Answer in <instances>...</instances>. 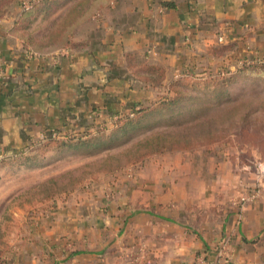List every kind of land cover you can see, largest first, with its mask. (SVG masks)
I'll use <instances>...</instances> for the list:
<instances>
[{"label": "crops", "instance_id": "obj_1", "mask_svg": "<svg viewBox=\"0 0 264 264\" xmlns=\"http://www.w3.org/2000/svg\"><path fill=\"white\" fill-rule=\"evenodd\" d=\"M21 2L0 0V158L115 122L168 95L178 77L225 76L264 60V0H107L81 47L46 54L16 34ZM183 163L175 174L143 175L142 187L120 188L108 205L101 194L52 210L9 264H264V186L232 207L246 182L233 175L226 186L213 174H241L233 164L205 173ZM215 195H227L216 205L225 211L196 214Z\"/></svg>", "mask_w": 264, "mask_h": 264}, {"label": "rangeland", "instance_id": "obj_2", "mask_svg": "<svg viewBox=\"0 0 264 264\" xmlns=\"http://www.w3.org/2000/svg\"><path fill=\"white\" fill-rule=\"evenodd\" d=\"M23 2L21 12L29 13L21 17V35L29 49L46 53L82 45L91 21L86 15L101 6L99 0H35L26 9ZM174 82L173 93L142 106L138 115L44 137L0 158V264H9L33 236L32 227L52 210L101 194L108 205L120 188L142 187L143 175L175 174L171 167L179 160L191 161L193 169L199 163L205 173L218 172L222 161L233 164L241 174H213L226 186L234 185L233 175L246 182L248 192L232 196L229 206L240 207L257 195L264 186V66ZM157 142L168 148L155 150ZM226 196L215 195L216 204L196 214L210 217L213 208L222 214L216 205Z\"/></svg>", "mask_w": 264, "mask_h": 264}, {"label": "trees", "instance_id": "obj_3", "mask_svg": "<svg viewBox=\"0 0 264 264\" xmlns=\"http://www.w3.org/2000/svg\"><path fill=\"white\" fill-rule=\"evenodd\" d=\"M40 1H43V0H40ZM99 1H101V2H99L100 3V8H98V9H95V12H88V16L86 15V17H91V16H93L95 13H96V11H98V10H100L106 3H107V0H99ZM22 3V2H21ZM31 4H32V8L35 6L34 4V2L32 1L31 2ZM31 8V9H32ZM27 11H30V10H27ZM25 13V12H24ZM22 14V16L21 17H23V15H24V17H26L27 16V14L29 13H26V14ZM22 18H20L19 19V21H18V23H17V26H16V34H17V36L24 42V44L27 46V45H29V43L27 42V41H24V39H23V37H22V35H21V31H20V25H21V22H22V20H21ZM77 26V24H73V28H75ZM79 47H81V45L80 44H75V45H72V46H70V48H67V49H70V50H77ZM30 50H32V49H30ZM56 50H59V49H56ZM60 50H62V49H60ZM32 52H35V53H45L46 54V52H38V50H32ZM245 66H240V67H238L237 68V71L238 72H241V71H245V70H248V69H251V68H257V67H262V66H264V63H262V62H257V63H254V64H249V65H247V64H244ZM157 73H158V75H159V79L161 80V79H163L164 78V72L163 71H160V70H157L156 71ZM224 82H223V84H224V86L227 84V82H229V81H231V79L230 80H223ZM174 85H175V82H173L172 83V85L170 86V88H169V94L168 95H170L171 93H173L174 92ZM142 109H139V110H133V112L131 113L132 115H138L139 113H140V111H141ZM130 115V114H129ZM129 115H125V116H121V117H118L116 120H115V122L114 123H118V122H121L123 119H125V118H127V116H129ZM52 138V137H51ZM53 139V138H52ZM154 148H155V150H159V151H162L163 149H167L168 148V146H167V144H164V145H162V143H160V142H157V144H155L154 145Z\"/></svg>", "mask_w": 264, "mask_h": 264}, {"label": "built area", "instance_id": "obj_4", "mask_svg": "<svg viewBox=\"0 0 264 264\" xmlns=\"http://www.w3.org/2000/svg\"><path fill=\"white\" fill-rule=\"evenodd\" d=\"M23 5L26 9H30V3L26 2L24 0L23 2ZM262 63H264V60L261 61ZM261 170L262 171L261 173H264V166H260ZM254 197V196H253ZM250 200V199H249ZM248 201V200H247ZM225 252H226V246H223L220 251L218 252V255L220 256V261H223L225 259ZM199 264H211L209 263L207 260L205 259H201ZM218 264V263H217Z\"/></svg>", "mask_w": 264, "mask_h": 264}]
</instances>
